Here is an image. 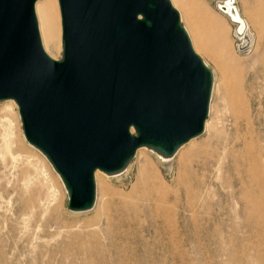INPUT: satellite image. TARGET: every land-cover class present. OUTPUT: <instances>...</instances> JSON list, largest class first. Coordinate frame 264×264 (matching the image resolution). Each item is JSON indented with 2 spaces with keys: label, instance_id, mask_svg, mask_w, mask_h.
I'll return each instance as SVG.
<instances>
[{
  "label": "rangeland",
  "instance_id": "obj_1",
  "mask_svg": "<svg viewBox=\"0 0 264 264\" xmlns=\"http://www.w3.org/2000/svg\"><path fill=\"white\" fill-rule=\"evenodd\" d=\"M198 2L216 20L220 48L194 9L178 0L175 8L215 73L208 127L180 151L184 160L142 151L120 178L99 173L90 212L70 215L60 179L24 139L18 107L0 102V264H264V213L240 206L252 188L244 161L255 155L252 166L264 164V36L251 24L254 0ZM228 2L242 31L223 11ZM191 18L212 55L199 50ZM58 32L59 51L42 44L60 61V20ZM231 56L242 72L219 66Z\"/></svg>",
  "mask_w": 264,
  "mask_h": 264
},
{
  "label": "water",
  "instance_id": "obj_2",
  "mask_svg": "<svg viewBox=\"0 0 264 264\" xmlns=\"http://www.w3.org/2000/svg\"><path fill=\"white\" fill-rule=\"evenodd\" d=\"M38 0H0V102L48 159L70 211L96 203L97 171L142 147L172 156L204 133L212 74L170 0H58L63 57L44 50Z\"/></svg>",
  "mask_w": 264,
  "mask_h": 264
},
{
  "label": "bare ground",
  "instance_id": "obj_3",
  "mask_svg": "<svg viewBox=\"0 0 264 264\" xmlns=\"http://www.w3.org/2000/svg\"><path fill=\"white\" fill-rule=\"evenodd\" d=\"M170 1H172L171 3H172V5H174V8H175L176 4H177V0H170ZM178 1L184 2L185 3L184 6L190 7V9H194L196 11V13L199 16H201L202 21L206 24V26L208 27L210 33L213 35V38H214L213 47L220 48L221 36L218 34L219 31L217 30L216 20L210 14H208V12L206 10H204L200 6L198 0H178ZM254 2H255L256 9H255L254 13L252 14V16L250 18L251 19V24L256 29L258 35L260 37H262V36H264V0H254ZM39 3H36L35 12L37 13L36 16H38V19H37L38 22H39L38 23V27L40 28L39 33L41 32V36H42L41 41L43 40V44H44L45 49H47L46 50L47 52L50 49L59 51L60 45H59V41H58V34H59V32H58V23H59V20L61 22V16H60V19H59L60 9H59L58 0H57L58 5H55V0H43L44 5L42 7H40ZM223 11H224V13H227L234 21H238L240 23V31H242L244 29L245 23L242 20L243 18H241L242 16H240L238 10L233 6L232 2H228L223 7ZM179 15H180V13H179ZM188 16H189V14H188ZM181 18L182 17L180 16V20H181ZM190 22H191V25L193 26L192 28H193V31H194V40L199 42V50L204 52V53H206L207 55H212L211 54L212 51L208 50L206 45L203 43L202 36L198 32V30H196L195 25H194V23L192 21V18L190 19ZM181 23H182V20H181ZM187 34H188V32H187ZM192 42H191V44H192ZM61 46H62V52H63L62 26H61ZM56 61H58V60H56ZM204 64L208 68V66H207V64L205 62H204ZM219 66H222L223 68L227 67V68H229V69H231V70H233L235 72H238V73L242 72L240 65L238 64V62L232 56L229 57L227 60L220 61V65ZM210 71H211L212 80H213V85H212V92H213V89L215 87V75H214L215 73L212 70H210ZM241 94H242V92H241ZM211 97H212V94H211ZM3 103L4 104H13L14 103L16 105V103L13 100L3 101ZM16 107H17V105H16ZM209 112H210V109H209ZM243 113L244 112H243V109H242L241 105H239V107L234 112V114L238 115L239 117L242 116ZM4 117L8 118L7 116H4ZM206 127H208V124L206 126V123H205L204 131H205ZM23 136H24V133H23ZM24 139H25V137H24ZM25 141H26V139H25ZM192 141L193 140H191L190 142H192ZM190 142H188L187 144H189ZM26 143L28 145H30V147H32L35 150H37V152H39L47 160L49 165L52 167V165L50 164L48 159L42 154V152H40L38 149H36L34 146H32L27 141H26ZM187 144L182 145L180 148H178L177 151L172 156H165L162 153L158 152L157 150L152 149V148H148V147H142L137 152L140 153L142 151H150L157 158H159V159H161L163 161H166V162L169 161V160L174 159L177 156L180 158V160H184L185 157L187 156L186 155L187 152L185 153V152H180V151ZM20 151L23 152V153H26L27 150L25 148L23 150V148H22V149H20ZM183 151H185V150H183ZM137 152H136V154H137ZM188 154H190V153H188ZM135 157H136V155H135ZM256 158L257 157L255 155H252L247 160H245L244 163H243V165L245 167L249 166L248 170H246V172H248V174L247 173L246 174H247V176L249 178L248 179V183L251 184L252 188L249 191L245 190L242 193V197L244 199H248V201H245L244 203L240 204V206L242 208V213H247V212H250V211H259L260 213H264V164L263 165H253L252 166V162H254V164H255ZM130 165H131V162L128 164V166L123 171L118 172V173H113V174H106V173L97 171L96 174H95V182H96V177H97V175L99 173H102V174L106 175L105 176L106 179L108 178L110 180L111 178H115V177L121 176L123 173H128ZM52 169L56 173V171L54 170L53 167H52ZM56 175L60 179V181H61V183H62V185H63V187L65 189L67 198H68V193H67V190L65 188L64 183L62 182V179L60 178V176L57 173H56ZM237 175L238 176L241 175V172L239 171L237 173ZM238 182H240V184H244L245 183V181L243 180L242 177L239 178L237 183ZM96 200H97V193H96ZM87 211L86 212L85 211L79 212V211H70L69 210V212H71L70 215H75V216L77 215V213L78 214L79 213H87ZM98 227H99L98 231L101 234H103L102 231H101V223L99 224Z\"/></svg>",
  "mask_w": 264,
  "mask_h": 264
}]
</instances>
